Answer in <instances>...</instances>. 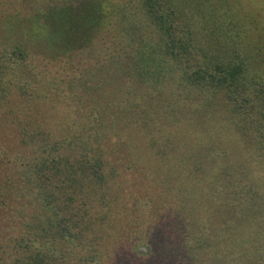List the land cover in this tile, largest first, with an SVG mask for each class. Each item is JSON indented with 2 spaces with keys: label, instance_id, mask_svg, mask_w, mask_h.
I'll return each mask as SVG.
<instances>
[{
  "label": "trees",
  "instance_id": "obj_1",
  "mask_svg": "<svg viewBox=\"0 0 264 264\" xmlns=\"http://www.w3.org/2000/svg\"><path fill=\"white\" fill-rule=\"evenodd\" d=\"M252 20L235 0H0V264H264ZM102 35L107 59L74 65Z\"/></svg>",
  "mask_w": 264,
  "mask_h": 264
},
{
  "label": "rangeland",
  "instance_id": "obj_2",
  "mask_svg": "<svg viewBox=\"0 0 264 264\" xmlns=\"http://www.w3.org/2000/svg\"><path fill=\"white\" fill-rule=\"evenodd\" d=\"M235 5L239 10L241 9L243 13L249 15L250 18L253 19V26L257 28L256 34H259L261 40L264 41V0H235ZM113 49L114 41L112 40L110 35H102L90 46L89 49L74 54L71 57V61L77 67H85L86 65L94 66L95 64L101 63L102 61L107 59L109 53L113 51ZM59 64L64 63H58L53 64V66H49L48 63L46 64L45 62L40 61L37 66H35L34 64L31 66L34 71H36L40 75V78H46L48 77V74L52 76L59 71ZM30 109L31 108H29L28 110ZM42 117L47 118L46 116ZM6 128L7 127L5 126L4 128L0 129V140L6 138L7 136H12L16 134V131L14 130H9L6 132ZM147 227H149L150 229V231H148V235L153 239L155 237V240H158L159 243L162 239L158 238L159 230L161 229L156 228L153 223L150 222L147 224ZM152 238H150V243H152ZM149 242L146 241L144 242V244L148 245ZM158 245L156 247H158ZM160 250L165 251L163 249V246ZM157 255L161 256V254L157 251V248H153L152 252L148 256L143 258L142 261L139 262L137 260H134L132 257H129V260L128 262H126V264H179L177 262L162 261L163 259L160 257L158 258Z\"/></svg>",
  "mask_w": 264,
  "mask_h": 264
}]
</instances>
